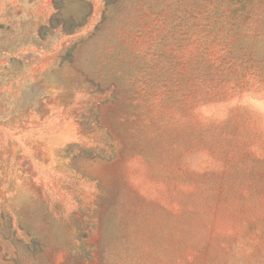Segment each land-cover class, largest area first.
<instances>
[{"label":"rangeland","instance_id":"374dc122","mask_svg":"<svg viewBox=\"0 0 264 264\" xmlns=\"http://www.w3.org/2000/svg\"><path fill=\"white\" fill-rule=\"evenodd\" d=\"M84 1L0 0V264H264V0Z\"/></svg>","mask_w":264,"mask_h":264},{"label":"trees","instance_id":"16d2710c","mask_svg":"<svg viewBox=\"0 0 264 264\" xmlns=\"http://www.w3.org/2000/svg\"><path fill=\"white\" fill-rule=\"evenodd\" d=\"M118 2L119 0H104V8L102 13L103 15H105L102 18L101 22L98 25L94 26L91 34L89 32V34L92 35L91 38L95 36L98 31H101V28L104 25V21L107 18L106 14L114 13L112 9L115 8V6L118 7ZM60 3H58V6L60 7H55V13L48 21V25L51 27V29H61V33L63 35L74 37V35H77L83 30L89 28V22L93 18V10L90 3L83 0V5L87 6V11L84 14L78 16H75V14H69V11H67V7H64V5ZM71 51L72 49L68 51V55H71Z\"/></svg>","mask_w":264,"mask_h":264}]
</instances>
